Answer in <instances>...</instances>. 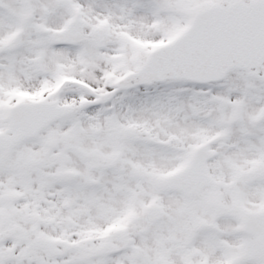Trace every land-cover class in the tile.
<instances>
[{
    "label": "snow or ice",
    "instance_id": "obj_1",
    "mask_svg": "<svg viewBox=\"0 0 264 264\" xmlns=\"http://www.w3.org/2000/svg\"><path fill=\"white\" fill-rule=\"evenodd\" d=\"M0 264H264V0H0Z\"/></svg>",
    "mask_w": 264,
    "mask_h": 264
}]
</instances>
